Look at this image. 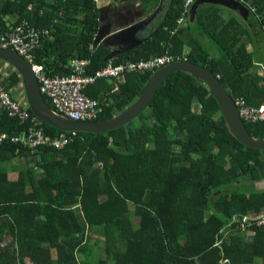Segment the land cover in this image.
Segmentation results:
<instances>
[{
    "label": "trees",
    "instance_id": "obj_1",
    "mask_svg": "<svg viewBox=\"0 0 264 264\" xmlns=\"http://www.w3.org/2000/svg\"><path fill=\"white\" fill-rule=\"evenodd\" d=\"M159 1L146 0L153 6ZM244 1L264 26V0ZM184 2L170 0L155 31L114 62L167 51L174 60L211 70L234 100L264 103V85L247 72L252 62L241 41L244 27L234 17L224 20L219 5L201 4L195 23L222 51L212 57L189 37L188 27H177ZM7 17L50 30L34 50L35 62L49 75L70 74L73 57L90 60L88 74L107 62L109 49L94 45L96 0H0V33L10 27ZM151 74L127 72L116 91L115 79L98 77L86 85L83 92L100 103L96 119L131 104ZM18 83L15 70L1 81L7 91ZM244 123L264 138V121ZM33 125L0 109V133L13 136ZM41 126L47 137L66 134L69 142L59 149L43 145L35 153L9 138L0 142V264H24L25 256L37 264L51 261L52 246L59 252L68 244L73 251L98 226L116 264H264V224L244 221L264 212V187L254 186L264 180V151L230 133L203 81L188 72L171 73L137 118L104 133L72 135L42 121ZM3 162L12 164L15 180Z\"/></svg>",
    "mask_w": 264,
    "mask_h": 264
},
{
    "label": "built area",
    "instance_id": "obj_2",
    "mask_svg": "<svg viewBox=\"0 0 264 264\" xmlns=\"http://www.w3.org/2000/svg\"><path fill=\"white\" fill-rule=\"evenodd\" d=\"M239 1L252 12H255L254 6L249 5L244 0ZM193 2L194 0H185L182 15L178 19L179 23L184 21V15L188 13ZM49 34L50 30L48 28L39 29L27 20H22L19 24L11 26L0 33V48H11L27 59L38 80L40 92L45 99H48L49 105L58 114L75 120H95L98 117L101 110L98 99L92 98L83 92L84 87L93 83L96 78L115 79L112 91H116L118 90V82H120L123 74L127 72H153L157 68L173 61V57L167 52L147 59L117 63L111 58L93 74H88L86 71L90 60L73 57L68 62L70 74L49 75L45 68L34 60V50L40 45L41 38ZM0 62H2L0 67V109L5 110L9 116L17 118L20 122L30 120L34 124L17 135L9 136L5 133H0V142L9 138L12 142L28 147L31 153L37 152L43 145H50L57 149L65 146L70 140L68 135L60 134L53 138L47 137L43 132L41 120L29 112L27 104H22L11 92L4 89L1 81L15 69L7 62ZM235 103L244 122L264 121V106H250L243 97L235 99ZM69 132L72 135L76 133V131ZM247 220H250V224L253 222L258 225L264 224V212L259 215L245 216L244 221Z\"/></svg>",
    "mask_w": 264,
    "mask_h": 264
},
{
    "label": "crops",
    "instance_id": "obj_3",
    "mask_svg": "<svg viewBox=\"0 0 264 264\" xmlns=\"http://www.w3.org/2000/svg\"><path fill=\"white\" fill-rule=\"evenodd\" d=\"M169 1L170 0H160L158 5L153 6L148 4L146 0H142V3L138 4L136 0H96V5L99 8V26L101 37L96 42L94 41V45L103 44L106 46L109 49L108 55L111 53L115 54L113 55V58L124 51L137 47L148 36H150L162 22L167 13ZM189 11L186 15H184L183 22L179 23L177 20V27H188V31L191 33L189 35L190 38L196 40L205 50L208 51L210 56L215 58L220 57L222 51L219 46L215 44L210 37H207L202 29L198 28L195 23V15L193 16V19H191ZM124 13L129 15L131 18L123 20L121 16ZM220 14L224 20H228L233 17L236 18L244 27V33L241 36V41L244 42L252 62V65L247 72H250L252 76H254L255 81L257 80V86H263L264 26L261 25L260 21H258L259 19L254 15V13H252V11L249 16H243L234 9L220 6ZM14 18L15 17L6 18L8 26H14L22 21L21 20L19 23L13 24ZM125 29L127 30L126 32H124ZM175 30L176 28L172 30L171 33H174ZM117 31L123 32V34L119 35L117 34ZM183 51L184 53L188 51L187 44L184 45ZM173 61L175 60L173 59ZM1 65L2 62H0V67ZM9 91L22 104H26L21 82L9 89ZM259 106H264V103ZM14 163H17V159H13L12 164ZM2 164L6 165V168L9 169V179L15 180L17 172L11 171L12 164L9 162H3ZM90 232L91 238L88 241L81 243L73 251H71V246L68 244H64L63 249L59 252H57V249L55 248L56 246H52L50 248L51 261L48 260L41 264H116V254L113 247L108 248L103 240V228L101 226L94 229L91 228ZM47 244L48 243H43V246H47ZM120 249H123V247L121 246ZM23 262L24 264H37L28 256L23 258Z\"/></svg>",
    "mask_w": 264,
    "mask_h": 264
},
{
    "label": "water",
    "instance_id": "obj_4",
    "mask_svg": "<svg viewBox=\"0 0 264 264\" xmlns=\"http://www.w3.org/2000/svg\"><path fill=\"white\" fill-rule=\"evenodd\" d=\"M203 3H211L234 9L243 16H249L250 14L249 8L240 3L239 0H194L189 11L191 19H193L197 8ZM119 31L116 33L122 35L123 32ZM126 31L125 29L124 32ZM100 37L99 26L94 41L96 42ZM113 55L115 54H109L105 60L113 58ZM0 61L7 62L18 73L24 90L26 104L37 118L61 131L90 133H104L131 122L146 109L157 88L171 73L176 71L188 72L206 84L210 94L219 106L221 115L230 133L242 144L264 151V138L255 137L247 130L244 121L240 117L234 98L221 83L218 76L208 68L186 59L175 60L157 68L152 72L143 85L140 94L131 104L111 118L95 120H75L55 112L40 92L38 80L32 71L30 63L17 51L11 48H0Z\"/></svg>",
    "mask_w": 264,
    "mask_h": 264
},
{
    "label": "rangeland",
    "instance_id": "obj_5",
    "mask_svg": "<svg viewBox=\"0 0 264 264\" xmlns=\"http://www.w3.org/2000/svg\"><path fill=\"white\" fill-rule=\"evenodd\" d=\"M221 6V5H220ZM195 108V106H194ZM16 175V174H15ZM254 186L258 187V188H263L264 187V180L262 181H258V182H255ZM258 264H261V261H257Z\"/></svg>",
    "mask_w": 264,
    "mask_h": 264
},
{
    "label": "flooded vegetation",
    "instance_id": "obj_6",
    "mask_svg": "<svg viewBox=\"0 0 264 264\" xmlns=\"http://www.w3.org/2000/svg\"><path fill=\"white\" fill-rule=\"evenodd\" d=\"M136 2H137V4H138V3H142V0H136ZM125 4H126V3H125ZM127 5H128V3H127ZM121 17L123 18V20H125V19H130V18H131L129 15H126V13L122 14ZM123 20H122V21H123Z\"/></svg>",
    "mask_w": 264,
    "mask_h": 264
}]
</instances>
